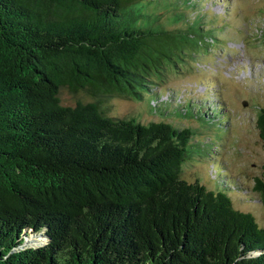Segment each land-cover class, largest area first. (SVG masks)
<instances>
[{
	"label": "trees",
	"instance_id": "1",
	"mask_svg": "<svg viewBox=\"0 0 264 264\" xmlns=\"http://www.w3.org/2000/svg\"><path fill=\"white\" fill-rule=\"evenodd\" d=\"M165 1L0 0V264H264V226L234 208L229 178H182L196 120L154 104L151 88L214 39L201 12L160 15ZM63 90L86 99L64 105ZM147 96L151 114L195 123L102 107ZM256 125L264 146V108ZM253 191L264 206V171Z\"/></svg>",
	"mask_w": 264,
	"mask_h": 264
},
{
	"label": "rangeland",
	"instance_id": "2",
	"mask_svg": "<svg viewBox=\"0 0 264 264\" xmlns=\"http://www.w3.org/2000/svg\"><path fill=\"white\" fill-rule=\"evenodd\" d=\"M172 3L167 0L156 5L157 12L168 16L171 5L185 10L187 19L201 12L200 25L214 37L207 47L195 49L191 58L151 88L157 94L155 105L171 100L162 111L169 109L196 120L199 135L194 141L199 144V152L192 153L183 164L182 178L188 182L198 180L210 189L216 184L212 170L218 172L217 176L225 174L232 182L229 192L234 208L250 213L263 227L264 206L253 186L264 171V146L256 125L258 110L264 108V0H200L187 10L181 2ZM60 98L64 105L86 99L81 93L73 95L65 90ZM149 100L150 96L144 101L112 97L102 107L111 117L133 116L144 124L165 120L174 126L189 127L195 123L169 112L163 117L151 114L147 111L153 110ZM216 104L225 110L224 114L214 110L216 119L198 106L211 111ZM26 242L39 244L33 238Z\"/></svg>",
	"mask_w": 264,
	"mask_h": 264
}]
</instances>
